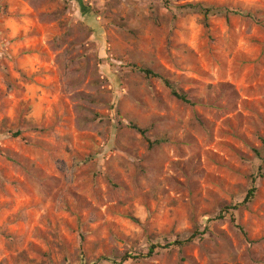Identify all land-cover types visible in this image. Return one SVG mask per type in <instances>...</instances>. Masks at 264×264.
I'll use <instances>...</instances> for the list:
<instances>
[{"label": "rangeland", "instance_id": "obj_1", "mask_svg": "<svg viewBox=\"0 0 264 264\" xmlns=\"http://www.w3.org/2000/svg\"><path fill=\"white\" fill-rule=\"evenodd\" d=\"M0 264H264V0H0Z\"/></svg>", "mask_w": 264, "mask_h": 264}, {"label": "trees", "instance_id": "obj_2", "mask_svg": "<svg viewBox=\"0 0 264 264\" xmlns=\"http://www.w3.org/2000/svg\"><path fill=\"white\" fill-rule=\"evenodd\" d=\"M181 10H187V9H190V10H195V11H198L200 13H203L205 15V18L206 20L208 21L209 17L211 15H224V14H227V11H223V14H222V11L219 10L218 8L216 7H210V6H207V7H204L202 5H189V6H181L179 7ZM236 14H238V11H235ZM135 68L141 72L142 74L145 75V77L147 79H151V78H156V77H159V75L153 71L152 69L150 68H146V67H137L136 65H134ZM165 86L171 90V92L173 93L174 96L178 97L179 99H181L183 102L185 103H191L190 99L188 98V96L181 90H177L174 85L167 79H164L163 80ZM131 127L135 130H137L138 132H140L144 137L146 136L147 132H148V129H142L140 127H138L136 124H131ZM162 143V140H157L155 142H151V147L154 146V145H160ZM257 191H258V187L256 186H253L247 193L246 197H245V201H244V204H250L252 203L254 200H255V197H256V194H257ZM233 218V221L236 223L237 221V218L235 215H231ZM215 219V217H213ZM213 218H209V220H213ZM224 218V215H220L219 217H216V219H222ZM190 241L187 240V241H179V240H176L174 242H172V244H168L166 245L167 247H171V246H179V247H182L183 245L189 243ZM160 246L158 245H151L150 246V249L148 251V254H147V257H152L154 256V254L156 253L157 251V248H159ZM126 258L129 259V258H134V256L132 255H126L124 257V259Z\"/></svg>", "mask_w": 264, "mask_h": 264}]
</instances>
